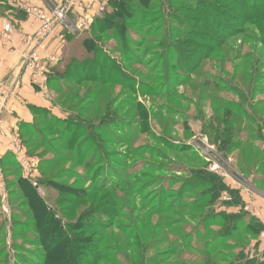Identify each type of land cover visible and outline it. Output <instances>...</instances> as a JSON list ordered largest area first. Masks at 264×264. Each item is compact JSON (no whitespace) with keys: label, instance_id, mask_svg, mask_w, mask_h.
Returning a JSON list of instances; mask_svg holds the SVG:
<instances>
[{"label":"rangeland","instance_id":"1","mask_svg":"<svg viewBox=\"0 0 264 264\" xmlns=\"http://www.w3.org/2000/svg\"><path fill=\"white\" fill-rule=\"evenodd\" d=\"M126 3L106 6L104 33L99 23L57 46L53 110L34 112L16 138L39 163L34 177L15 153L4 173L0 264H43L46 220L76 240L72 255L61 240L63 264H263L264 0ZM54 38L44 56L61 45ZM87 58L99 68L92 77L77 72ZM73 123L89 136L74 137ZM202 169L225 187L220 200L204 199ZM24 191L45 206L37 226ZM235 197L253 218L240 216L220 241ZM256 221L260 234L247 230Z\"/></svg>","mask_w":264,"mask_h":264},{"label":"built area","instance_id":"2","mask_svg":"<svg viewBox=\"0 0 264 264\" xmlns=\"http://www.w3.org/2000/svg\"><path fill=\"white\" fill-rule=\"evenodd\" d=\"M34 1L38 0H12L11 2L24 11L25 14L33 17L36 29L33 34L24 39L26 49L22 56L19 73L9 81L0 80V129H2L5 117L9 113V105L21 87L23 78L27 73L31 75L34 86L48 92L49 65L57 62L60 52L50 55L49 59L46 60L42 56V52L46 51V43L55 35L54 39L61 43L59 48H62L65 46L67 38L74 37L82 32H88L93 28L94 23L105 15L108 0H98L99 4L96 5L95 2L76 0L52 2L40 0L42 5H37L33 3ZM78 13L80 14L79 19L73 21L72 15ZM79 21L80 24L77 26L75 23ZM12 33V27L6 25L4 34L10 41L12 40ZM14 153L25 172V177L32 179L39 164L38 161L31 160L26 156L23 145L19 140L14 142Z\"/></svg>","mask_w":264,"mask_h":264},{"label":"crops","instance_id":"3","mask_svg":"<svg viewBox=\"0 0 264 264\" xmlns=\"http://www.w3.org/2000/svg\"><path fill=\"white\" fill-rule=\"evenodd\" d=\"M45 1L52 2L60 0ZM93 1L99 4L98 0H86V2ZM11 2L12 0H3L1 6H7L9 14L0 16V80L5 79L8 81L11 80L13 75L19 73L22 56L26 49L24 39L27 35L33 34L36 29L34 21ZM33 3L42 5L40 0L34 1ZM107 5L110 6L109 1H107ZM6 25L12 27V35H14V41L12 39V44L9 45L3 37ZM57 46L59 45H53L51 53L46 56H44L46 51H43L42 56L48 60L50 55L56 54ZM47 86L48 92H44L37 86H34L31 81V75L27 73L23 78L20 89L10 103L9 113L5 117L2 129H0V200L3 205H5L4 203L8 197L4 173L10 174L8 170L12 165V160L10 159L14 157V142L16 138L23 137L22 130L24 131L34 124L35 110H53L52 98L49 93V82ZM239 210L240 207L235 206L234 210L229 212V214L237 213Z\"/></svg>","mask_w":264,"mask_h":264},{"label":"trees","instance_id":"4","mask_svg":"<svg viewBox=\"0 0 264 264\" xmlns=\"http://www.w3.org/2000/svg\"><path fill=\"white\" fill-rule=\"evenodd\" d=\"M109 1V4L112 6V8L117 11L118 9H120L121 11L122 10H126L128 7V4L126 3V0H108ZM152 1V0H150ZM2 2L3 0H0V6L2 5ZM115 14V13H114ZM107 17V16H106ZM111 17H107L106 19H102V20H97L95 23H94V26H93V30H96V26L98 27L97 24L100 23V25L102 27L99 28V32L100 33H104V30L105 29H109L112 25L110 24L111 22L109 21ZM96 41L95 40H88V39H85L84 42H83V47L85 48L86 52L87 51H93V50H96ZM97 56L99 57V55L97 54ZM101 58V57H99ZM97 59V58H96ZM79 68H78V74L80 73L82 76L86 77V76H91L92 77V74H94L95 72L98 71V66L92 62L91 58H87L85 59L84 62L82 63H79ZM78 76V75H76ZM92 81V80H90ZM40 110H35V112H39ZM68 132H70L71 134L74 135V137H77V135H81V136H84L86 135L87 137L89 136L87 132L83 133L80 128L78 127V125H74L73 124H69L68 126ZM78 128V129H77ZM93 129H91L90 131H92ZM100 142H102L101 140V137L98 138ZM101 139V140H100ZM91 141V140H90ZM91 143H93L91 141ZM102 144V143H101ZM94 148H96L97 146H94ZM199 174H201L204 178L202 180V182H205L204 185L208 186V183L211 185V189L209 190H205L204 191V199L207 198V199H211L213 202L217 201V200H220L221 199V196L219 195V192L221 191V188L222 187L223 189H225V187H223L222 185L220 184H215V183H219L218 179H216V177L212 174H208L206 173L203 169L202 170H199ZM25 183H26V186L24 185L23 188L25 187H28L31 189L32 192H34V187H32V183L26 179H22ZM21 182V181H20ZM22 186V185H21ZM226 190V189H225ZM25 192V191H24ZM25 198L29 199V202H30V206L33 207V211H34V214H35V221H36V226L38 225V221L40 219H43V215L41 214V211L45 210V206L44 204L38 200V204H36V202L32 200V196L29 194V193H26L25 192ZM32 197V198H31ZM234 203H228L226 204L227 206H233V205H242L243 204H239L238 200H236V197H235V200L233 201ZM202 204H197V206H201ZM50 212H52L51 209H49ZM225 214V213H223ZM226 215V214H225ZM250 216L249 214H247L246 212H243L241 211L240 214L238 213H234V214H227V228H223V233H224V236L221 235L220 236V241H222V239L224 240L225 238H228L231 236V234H229V224H232V223H237L238 221H240L239 219H241L240 216ZM252 217V216H250ZM253 218V217H252ZM257 222V221H256ZM259 227L257 228L256 226L254 225H251L247 228V230L250 231V233H255V234H260L263 230V226L262 224L258 221L257 222ZM57 226V222H55V224H50L48 220H46L43 224V230L41 231V235H43V244L47 243L48 246H47V249H45L46 253L48 254L46 257V261L44 260V263H47V264H63L64 262H62V260L59 259L60 255L64 253V249L63 247H66V245H62L63 243L61 242L62 239H64L65 241L68 242V246H67V250L69 251V249L72 251L71 252V255L72 253L74 254L75 252H73V250H78L77 248H73L72 247V243L69 242V241H74L76 243V240L73 239V237H71V234L68 236L65 234V231H64V228L65 227H58ZM88 229V228H87ZM233 229V228H232ZM85 231V230H84ZM82 232V233H85V232ZM233 232L236 231V229H233L232 230ZM57 233H61L60 235L61 236H58ZM71 239V240H70ZM45 241V242H44ZM66 242V243H67ZM80 240L77 239V243H79ZM70 243V244H69ZM264 264V263H263Z\"/></svg>","mask_w":264,"mask_h":264}]
</instances>
